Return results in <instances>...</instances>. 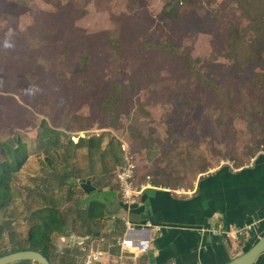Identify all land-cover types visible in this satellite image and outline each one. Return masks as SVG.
<instances>
[{
    "label": "rangeland",
    "instance_id": "374dc122",
    "mask_svg": "<svg viewBox=\"0 0 264 264\" xmlns=\"http://www.w3.org/2000/svg\"><path fill=\"white\" fill-rule=\"evenodd\" d=\"M241 3L264 20V0H0V142L20 139L28 153L0 213V255L20 247L51 197L68 221L57 251L79 228L70 185L54 189L39 153L43 122L74 143L103 137L105 161L82 153L69 181L78 190L99 179L120 193L124 146L137 185L183 195L264 155V40Z\"/></svg>",
    "mask_w": 264,
    "mask_h": 264
},
{
    "label": "crops",
    "instance_id": "0c3cea01",
    "mask_svg": "<svg viewBox=\"0 0 264 264\" xmlns=\"http://www.w3.org/2000/svg\"><path fill=\"white\" fill-rule=\"evenodd\" d=\"M80 189L76 202L106 205L101 230L87 242L92 250L106 252L101 264H228L264 236V155L245 167L217 168L184 196L170 188H152L128 205L113 187L97 189L89 183ZM127 222L133 229L128 230ZM253 223L255 231L239 242H226L204 232ZM100 237L106 242L100 243ZM125 237L150 241V247L143 254L123 253L118 242ZM65 242L71 247L73 237ZM256 264H264V253Z\"/></svg>",
    "mask_w": 264,
    "mask_h": 264
},
{
    "label": "trees",
    "instance_id": "16d2710c",
    "mask_svg": "<svg viewBox=\"0 0 264 264\" xmlns=\"http://www.w3.org/2000/svg\"><path fill=\"white\" fill-rule=\"evenodd\" d=\"M240 5L241 10H243L242 13H244L247 20L257 23V38L264 40L263 17L258 13L254 15L248 10L247 12L244 11L246 7L242 3ZM234 42L236 44L234 45L233 43L230 48L237 46L238 42L236 40ZM255 46L256 41L252 43L251 49ZM89 60V58H86L81 62L87 64ZM39 138L41 140L39 153L45 155V165L47 163V166H49V176L53 175L57 180L54 189L62 190L65 186L70 185L66 201L74 203L75 211H72L69 221L71 220L73 226L79 224V228L73 227V233L68 236L87 237L95 234L98 230H101L100 227L101 223L104 222L106 205L97 201H86L83 204L81 201V204L78 206L76 200L81 194V189L72 188L69 181L75 175V172L80 170L83 152H85L87 158L93 159V162L95 161V156H99L101 161H105L108 151L103 149V137H83L79 138L77 143H74L70 137L49 128L46 122H43ZM27 155L26 145L20 139L0 142V213L5 211L13 201V176L22 169L26 163ZM112 157L117 165H119L121 161L118 153L113 152ZM93 174L95 175L96 173ZM97 182V189H104L110 186L102 185L99 179ZM89 183L91 182L86 181L82 185L86 186ZM76 196L77 198H75ZM58 208L57 202L51 197L47 202V206L41 207L32 213L33 224L26 239H24L18 249L1 254L0 258L17 252L34 251L42 254L52 264H76L79 260L81 264H84L86 254L79 247L67 246V249L63 252L57 251L55 247L56 239L67 236L66 230L68 225L67 218H65L62 211ZM3 233L4 229L0 228V239ZM75 253H77V256H75ZM60 254L62 255L61 259H59ZM17 264L37 263L26 261Z\"/></svg>",
    "mask_w": 264,
    "mask_h": 264
},
{
    "label": "built area",
    "instance_id": "2783aa9c",
    "mask_svg": "<svg viewBox=\"0 0 264 264\" xmlns=\"http://www.w3.org/2000/svg\"><path fill=\"white\" fill-rule=\"evenodd\" d=\"M123 152H124L123 167L120 169V172L118 174L120 197L125 204L132 205L135 204L138 201V199L141 198V196L147 189H152L155 187L149 183L142 185L136 184V170H137L136 161L132 153H130L128 148H126L125 146ZM176 195L184 196L186 194L183 195L180 192H176ZM126 225L128 230L133 229L130 223L127 222ZM255 227L256 224L253 223L250 225H245L243 227L233 225V226H229L228 228L220 227L217 229H212L204 232H210L212 237L220 238L226 242H239L241 238L246 237L250 235L252 232H254ZM72 237H73V242L71 247H79L82 250V252L86 254L84 259V264H101L102 259H104L106 255V252L100 248L92 250V248L87 244L88 241L94 240L93 239L94 236L75 237L73 235ZM106 240L107 239L105 237H100L99 242L105 243ZM118 244L120 245L121 251L123 253L129 252L135 255L146 253L150 247V241L147 240L135 241L132 239H127L126 237L123 238L121 241H119Z\"/></svg>",
    "mask_w": 264,
    "mask_h": 264
},
{
    "label": "water",
    "instance_id": "95a60500",
    "mask_svg": "<svg viewBox=\"0 0 264 264\" xmlns=\"http://www.w3.org/2000/svg\"><path fill=\"white\" fill-rule=\"evenodd\" d=\"M76 204L80 205V202L77 201ZM263 253L264 236L249 251L228 264H256ZM26 261L37 264H52L42 254L34 251L17 252L0 258V264H17Z\"/></svg>",
    "mask_w": 264,
    "mask_h": 264
}]
</instances>
